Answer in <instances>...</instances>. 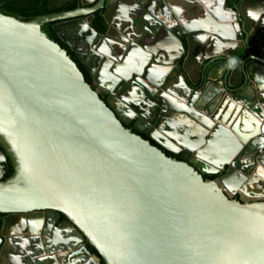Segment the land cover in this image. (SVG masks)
I'll use <instances>...</instances> for the list:
<instances>
[{
	"label": "water",
	"instance_id": "water-1",
	"mask_svg": "<svg viewBox=\"0 0 264 264\" xmlns=\"http://www.w3.org/2000/svg\"><path fill=\"white\" fill-rule=\"evenodd\" d=\"M233 8L0 12V264H264V200L228 194L264 185V14Z\"/></svg>",
	"mask_w": 264,
	"mask_h": 264
},
{
	"label": "flooded vegetation",
	"instance_id": "flooded-vegetation-1",
	"mask_svg": "<svg viewBox=\"0 0 264 264\" xmlns=\"http://www.w3.org/2000/svg\"><path fill=\"white\" fill-rule=\"evenodd\" d=\"M33 1L34 0H0V12L5 13V14H9V15H11V13L20 14L19 12L22 11V9H24L25 6L30 5ZM68 1L69 2L76 1L77 2L76 6L78 5V0H51V3L54 5H61V4L67 3ZM180 3H182V2H180ZM225 5L233 11V14L236 15V19H238L237 13L239 10L238 9L234 10V8H233L234 6L235 7L236 6H242L243 12H245L249 15L250 14H256V13H259L260 15L264 14V0H225ZM193 6H194L193 8H184V7L180 6L181 10H182L180 17H182V19L186 23L190 20L198 19L199 16H201V14H202V10H201L199 4H194ZM18 10H20V11H18ZM96 12L99 13L100 11L98 10V11H95L94 13H96ZM19 16H21V15H19ZM66 47H67V50H70L73 53V55L75 56V61H76L77 65L79 66V68L83 71L84 74L86 73L89 76L87 70L84 68L83 64L78 59V57L75 55V53L67 45H66ZM250 51L253 53L252 50H250ZM91 83H92V80H91ZM94 87H96V86L94 85ZM99 94H101L105 98V100L109 96L108 93H106L105 91H103L101 89L99 90ZM122 114H123L124 118H126L124 113H122ZM139 125L140 126L138 128H136L133 126V122H130L128 124V126L134 132L140 134L144 138H148V136L146 135V131H143V129L145 127H143V125H141V124H139ZM149 140L154 143V141L152 139L149 138ZM164 151L166 152V154L171 155V156L176 157V158L181 159L182 157L183 158L185 157V155L182 153V151L175 153V154L171 153L169 151H166V150H164ZM6 162H7V166L5 167L6 171L3 174V178L9 176L11 174V172L13 171V167H12L10 161L7 159ZM262 171L263 170L259 169L260 178L261 177L264 178V173H263L264 171L263 172ZM217 176H218V174H216V173L204 175L205 178H210V179H215ZM260 181L261 180H259V182L251 181L250 184H247L243 188L241 186L235 187L231 192H229L230 190H228V194L232 198H235L238 200H264V185ZM63 219H64V217L62 215H60L58 217L57 223L61 222ZM85 246L89 250L87 243H85ZM90 253H92V252L90 251Z\"/></svg>",
	"mask_w": 264,
	"mask_h": 264
},
{
	"label": "trees",
	"instance_id": "trees-1",
	"mask_svg": "<svg viewBox=\"0 0 264 264\" xmlns=\"http://www.w3.org/2000/svg\"><path fill=\"white\" fill-rule=\"evenodd\" d=\"M76 4H77L76 1H73V2L68 1L67 3L61 4V5H54L51 3V0H34L30 5L25 6V8L22 9V11L18 10L20 11L19 12L20 14L11 13V15L22 18V19H29V18H32L40 14H45V13H50V12L60 11V10H65V9H73L76 6ZM94 15H95V19H94L95 27L103 28L102 17L100 15V12L99 13L96 12L94 13ZM53 23L54 22L43 24L41 26V29L47 34L49 38L54 39L62 47L67 49L66 45L60 40V38L56 35L54 30L52 29ZM67 52L75 60V56L73 55V53L70 50H67ZM84 76H85L86 81L91 83V79L86 73L84 74ZM100 96L103 100H105V98L101 94ZM88 248L92 253H96L93 247L88 245ZM100 264H103V262L101 261Z\"/></svg>",
	"mask_w": 264,
	"mask_h": 264
}]
</instances>
